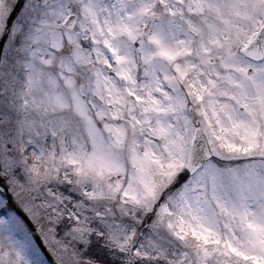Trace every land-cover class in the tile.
<instances>
[{"label": "snow or ice", "instance_id": "obj_1", "mask_svg": "<svg viewBox=\"0 0 264 264\" xmlns=\"http://www.w3.org/2000/svg\"><path fill=\"white\" fill-rule=\"evenodd\" d=\"M0 264H264V0H0Z\"/></svg>", "mask_w": 264, "mask_h": 264}]
</instances>
